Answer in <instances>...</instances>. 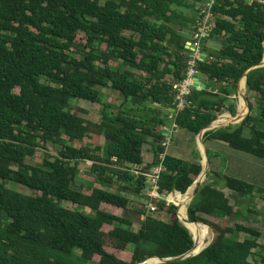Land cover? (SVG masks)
<instances>
[{"label": "trees", "instance_id": "1", "mask_svg": "<svg viewBox=\"0 0 264 264\" xmlns=\"http://www.w3.org/2000/svg\"><path fill=\"white\" fill-rule=\"evenodd\" d=\"M203 1L0 0V264H137L181 255L195 240L199 247L179 206L152 199L173 215L164 220L136 201L148 196L147 174L161 164L158 193L187 192L203 164L167 153L169 120L197 136L225 109L237 114L229 100L264 59V0H217L208 38L222 46L197 60L206 87L192 86L179 108L176 85L188 78L193 55L180 30L198 31ZM106 87L122 102L104 103L100 123L85 117V108L74 109V99L103 103ZM247 88L254 101L244 120L207 130L203 139L264 159V66L248 72ZM245 111L241 105L242 117ZM40 147L44 157L31 163ZM146 147L152 162L144 160ZM83 161L92 165L82 176ZM207 176L188 217L214 230L211 244L157 264H264L262 231L241 217L222 185L241 196L260 188L218 171ZM195 227L208 243L210 228Z\"/></svg>", "mask_w": 264, "mask_h": 264}, {"label": "rangeland", "instance_id": "2", "mask_svg": "<svg viewBox=\"0 0 264 264\" xmlns=\"http://www.w3.org/2000/svg\"><path fill=\"white\" fill-rule=\"evenodd\" d=\"M104 1L105 0H102V2H104ZM206 2L207 1L201 2V6H203L202 7L203 9L205 7ZM80 39L84 40L85 38L81 35ZM242 86L243 85H241L240 92L238 91V93L233 95L229 100V104L235 103L237 105V108H238L237 114L239 113V103L241 100L240 93H242V91H243ZM215 89H216V87H214V91H215ZM245 94L247 95V97L249 99L254 100V93L249 92L247 87H246ZM113 98H115L117 105H119V103L122 102V99H121L120 95H118V93L113 91L110 87H106V88L102 89L103 103H94V102H90V101H86V100H82V99H74L72 101V105H73L75 110H78V108H85L87 110V112H86V114H83V115L85 117H87L88 119L96 122V123H100V121L102 119V115H103L102 110L104 108V103L105 104L110 103V101H112ZM110 111L112 113H116V108H113ZM228 112L231 113L228 109H225L223 113H220L218 115V118L227 117L226 114H229ZM237 114H235V115L232 114V115L236 116ZM247 114H248V112L246 113V115L245 114L244 115L247 116ZM235 121H232V122H230V124L225 125V126L223 125V126L215 127L214 129L227 127L230 125H236V124L241 123V121L238 123H236ZM169 125L172 126L171 120H169ZM246 133L248 134V131ZM169 138L171 141H170V143H168L167 146H168V151L171 154L177 155V156H179L183 159H187V160H194L195 157H198L202 163L204 162V159H205L204 149L201 147V143L199 141V136H195L193 133L188 132L185 129L178 128L176 132H170L169 133ZM165 141L168 142V139L166 138ZM104 142H105V140L102 141V143H104ZM80 143L81 142H78V145H80ZM220 143H221L220 144L221 146L219 147V149H216V151H214V149L208 150V155H209V158H211V161L213 158V162H212L213 165H215V163H216L215 161H217L216 158L214 157V154H218V156H219L218 166H217L218 168H216V169H219L220 173H224V174H228V175L235 176L238 178H242V179H245V180H248L251 182V179H249L245 175L238 172L239 169H250L251 168L255 171H263L264 172V165H263L264 159L263 158H259V157L252 155V154H249V153L237 150L235 148H232L228 144H226L225 142H220ZM145 150H146L145 156L149 157L150 159H154V154H153L154 152H151L150 148H148V147H146ZM48 151L52 155H56V153H57L56 148L51 144H49V146H48ZM45 153H46V150L44 148L40 147V148H38L36 155L33 158H30L29 161L31 163H36L37 161H41L42 158L44 157ZM259 161H262V162L259 163ZM91 165H92L91 161H83L80 164L82 176L90 171ZM155 167H157V166H155ZM207 169H208V172L210 171V169H212L210 164L207 166ZM207 179H208V176L206 177L205 180H207ZM254 183H255L257 188H260V189L256 190L257 194H255V197L253 198V201L256 202L255 206L259 209V211L251 213L250 216H253L256 219V224H257V226H259L258 228H260V230L263 231V236H262L261 240L264 243V192H263L264 191V177H263V174H262L261 180L259 182L257 181ZM222 187H224V185ZM20 190H22L26 193H31V191L24 186H20ZM226 190H227V194L229 195V197L232 198L233 197L232 196V190H230L229 188H227ZM178 193L181 195H185L181 192L174 191L171 194H175L174 195L175 202H170V201H168L167 198L165 199L166 202L168 204H171V203L178 204L176 202V198H177L176 196ZM171 194H169V195H171ZM147 195H148L147 197L140 198V199H138V201H136V202L140 203V205H138V207L140 209L142 208V204L145 205L146 209H151V207H152L151 204L156 206V204L153 202V200L162 199V197L154 198V197H151L150 194H147ZM169 195H167V197ZM130 197L134 198L131 195H130ZM64 205L67 207L74 208V209L86 210L88 212V210L86 208H84L83 206L73 204L72 202H64ZM157 211L159 212L160 216L164 220L172 219L173 215L169 214L166 210H159L157 208L154 212H157ZM158 212H157V215H158ZM131 214H132L131 215L132 219L135 221V228H138L139 224H140L139 217L134 213H131ZM177 214H178V208H177ZM141 218L143 219V218H145V216L142 215ZM246 220L248 222L254 224V222L252 220H250V219H246ZM259 224H261V225H259ZM209 228L211 231V236L209 237L208 242L210 240H212L214 238V235H215L214 230L210 226H209ZM196 234H197V236H200L201 233L198 231ZM92 264H95V263H92Z\"/></svg>", "mask_w": 264, "mask_h": 264}, {"label": "water", "instance_id": "3", "mask_svg": "<svg viewBox=\"0 0 264 264\" xmlns=\"http://www.w3.org/2000/svg\"><path fill=\"white\" fill-rule=\"evenodd\" d=\"M180 33H181V34H184V35L189 39V41L187 42V45H186V49H187V50H192V51H193V50H194V48H193V47H194V43H192V41H191V39L193 38V35L190 34V33L188 32V30H180ZM203 44H204V46H203V56L201 57L202 60L204 59V57H206V55H207V54H206V51H207L209 48H213V49H217V50H219V49L221 48V46H222V43H221L219 40L215 39V38H205ZM258 66H264V59L262 60V62H260L258 65L254 66V67H252V68H255V67H258ZM252 68H251V69H252ZM251 69H249V70L244 74L243 78L241 79V81H240V83H239V89H238L239 92H240L241 84H242V81H243V80H245V83H246V86H247V74H248V72H249ZM194 86H196L198 89H203V88L206 87L205 78H204V74H203L202 71H197V72L194 74ZM240 96H242L243 99L245 100V103H246V106H247V112L249 113L250 108H249V101H248L247 95H246V94L241 95V93H240ZM164 107H167V106L164 105ZM173 110H174V108H173ZM238 115H239V113H238L236 116H238ZM245 117H246V116H244V117L241 119V122L244 120ZM217 119H218V118H217ZM217 119H215L214 121H212L211 123H209V124H208V125H207V126H206V127H205V128L199 133V134H198V136H199V141H200V143L203 144V146H204V157H205L206 162H203V163H202V164H203V169H202L201 174L197 177V179L194 181V183L189 187V189H188L187 192L185 193V194L189 193L190 190H191L194 186H196V187H195V192H194V194H193V196H192V198H191L189 204L191 203V201L193 200V198L197 195V193H198L199 190H200L201 185L203 184V182L205 181V179H206V177H207V173H208L207 166L210 164V159H209V155H208V149H207V147H206V145H205V142H204V140H203V135H204L205 131H207V130H211V129H214L215 127H219V126H213L214 122H215ZM165 134L167 135L168 133H165ZM178 192H179V191H178ZM160 196L162 197V199H166V198H167V195H165V194H161ZM155 216H157L156 213H155ZM179 218H180V221H181V222H182L187 228H189V227L186 225L185 221L181 218V216H179ZM188 219H189V218H188ZM188 221H189V222H196V223H203V224H205V225H208V224H206V223H204V222L191 221L190 219H189ZM208 226H209V225H208ZM189 230H190V229H189ZM191 233H192V232H191ZM193 237H194V236H193ZM194 240H195V238H194ZM212 240H213V239H212ZM212 240L209 241L208 244H207L203 249H205L208 245H210L211 242H212ZM196 249H197V244H196V240H195V245H194V247L191 248L190 250H188L187 252L181 254V255H178V256H175V257L150 256V257H147L146 259H144L143 261H141V262H139V263H137V264H142V263H144V262H146L147 260L152 259V258H156L157 261L154 262V263H151V264L163 263V262H167V261H170V260H183V259H186V258H188V257H190V256H194V255L200 253V252L203 250V249H202V250H200V251H196Z\"/></svg>", "mask_w": 264, "mask_h": 264}, {"label": "built area", "instance_id": "4", "mask_svg": "<svg viewBox=\"0 0 264 264\" xmlns=\"http://www.w3.org/2000/svg\"><path fill=\"white\" fill-rule=\"evenodd\" d=\"M217 0H208L205 4L204 9L202 10V13L204 14V19L202 22V25L199 27L198 31H196L193 35V38L191 39L192 43H194V50L192 55V60L190 61V68L188 72V78L185 79L183 82L176 85V87L179 90V108L184 107L186 103V95L190 93L191 87L194 86V74L198 71L196 69V62L198 59H201L203 56V42L205 38L209 37V32L212 29V19H213V11L212 8ZM165 145H167V142H164ZM164 157V155H162ZM163 169V165H158L157 167H154L150 173L147 174V187L145 189V192L147 194H150L151 197L154 198H160V194L158 193V179L159 174L161 170ZM136 175L140 174V171L134 170ZM153 198V199H154ZM151 212H154L157 209V206H154L151 204Z\"/></svg>", "mask_w": 264, "mask_h": 264}, {"label": "crops", "instance_id": "5", "mask_svg": "<svg viewBox=\"0 0 264 264\" xmlns=\"http://www.w3.org/2000/svg\"><path fill=\"white\" fill-rule=\"evenodd\" d=\"M207 54V53H206ZM207 56V55H206ZM205 58V57H204ZM204 78H205V80H206V77H205V75H204ZM206 82V81H205ZM247 87V86H246ZM239 91V90H238ZM245 91H246V88H244V90L242 91V93H241V95H243V94H245ZM215 92H217V89H215ZM254 93V92H253ZM233 96V95H232ZM241 98H242V96H241ZM248 98V97H247ZM250 100H252V99H250ZM248 101H249V98H248ZM252 101H254V100H252ZM111 102V101H110ZM240 104V103H239ZM238 109V108H237ZM230 115V114H229ZM225 117H220V118H218L215 122H214V125L216 124V123H223L222 121H223V119H224ZM236 120V118H234V119H232V120H230L229 122H228V124H230V122H232V121H235ZM171 122H172V126H170L169 124H168V126L167 127H165V130H166V133H168L167 135H166V138L168 139V142L167 141H165V142H167V143H170V138H169V133L170 132H176L177 131V129L179 128V127H176V124L174 123V121H173V119H171ZM236 123H238L239 122V120H237V121H235ZM206 132V131H205ZM247 134V133H246ZM198 136V135H197ZM204 136V135H203ZM204 140V139H203ZM205 142V145H206V147H207V149L208 150H211V149H214V151H216V149H219V147L221 146L220 144V142H224V141H221V140H206V141H204ZM226 143V142H225ZM224 143V144H225ZM227 144V143H226ZM168 145V144H167ZM166 145V146H167ZM199 147V146H198ZM145 152H146V150H143V156H144V160H145V162H152L153 161V159H150L149 157H146L145 156ZM150 152V151H149ZM151 152H153L152 150H151ZM167 153H169V154H171L169 151H168V146H167ZM154 154V153H153ZM173 155V154H172ZM201 155V154H200ZM175 156H177V155H175ZM179 157V156H178ZM214 157L216 158V160L217 161H215L216 163H215V165H213V158H212V161H211V158H209L210 159V165H211V168L212 169H210V170H213V171H218L219 172V169H216V168H218L217 166H218V159H219V156H218V154H214ZM196 159H199L198 157H195L194 158V160H196ZM262 161H259V163H261ZM263 165H264V163H263ZM247 167V166H246ZM250 168V167H249ZM239 173H241V174H243V175H245L246 177H248L249 179H251V183H253V184H255L254 182H259L260 180H261V177H262V174H263V177H264V172L263 171H255V170H253V169H239V171H238ZM254 181V182H253ZM223 186V185H222ZM223 189V191L226 193V195L229 197V195L227 194V187H223L222 188ZM231 190V189H230ZM255 194H257L256 192H255ZM255 194L253 195V196H241V195H239L238 193H236V192H234L233 190H232V198H230L231 199V202H232V204L234 205V207H235V210H241L242 211V213H241V217H243V219L244 220H246V219H250V220H252L253 222H254V225L256 226V227H259V226H257V224H256V219L253 217V216H250L251 215V213H253V212H258L259 211V209L255 206V204H256V202L255 201H253V198L255 197ZM259 225H261V224H259ZM260 229V228H259ZM262 236H263V231H262ZM261 239H262V237H261ZM260 239V241L262 242V240ZM263 243V242H262Z\"/></svg>", "mask_w": 264, "mask_h": 264}, {"label": "bare ground", "instance_id": "6", "mask_svg": "<svg viewBox=\"0 0 264 264\" xmlns=\"http://www.w3.org/2000/svg\"><path fill=\"white\" fill-rule=\"evenodd\" d=\"M242 87H243V90H244V88H246V83H245V80H243L242 81ZM246 92V91H245ZM244 99H243V97L241 98V100H240V104H239V115L238 116H231L232 118H228V119H234V118H236V121L237 120H239V122L241 121V119L246 115V113H247V106H246V111H245V115L242 117V115H241V112H240V108H241V105H242V107L245 109V105H246V103H245V105H244V102H245V100L243 101ZM227 118V117H226ZM239 118V119H238ZM225 125H228V123H225L224 121H222ZM213 126H215L214 124H213ZM201 147L204 149V146L201 144ZM195 187L196 186H194L191 190H190V192L189 193H187V194H185L184 196V198H181V197H179V196H176L177 198H176V202L178 203V204H176L177 206H179V213H180V216H181V218L185 221V223H186V225L189 227V229H190V231L192 232V234H193V232L196 234L199 230L198 229H196L197 227H195V225H205V224H203V223H193V222H189L188 220V206H189V202H190V200H191V198H192V196H193V194H194V192H195ZM178 195H180V194H178ZM167 199H168V197H167ZM169 200V199H168ZM170 201V200H169ZM172 202H175V198H173V201ZM205 226H207V227H209L208 225H205ZM209 229V228H208ZM209 231H210V229H209ZM200 232V231H199ZM201 233V232H200ZM194 236V235H193ZM210 236H211V231H210ZM199 237V239H200V245H199V247L196 249V251H200V250H202L208 243H207V239L205 238V236L201 233L200 234V236H198ZM195 238V237H194ZM211 241V240H210ZM157 261V259H154V260H148V261H146V262H144V263H142V264H151V263H154V262H156Z\"/></svg>", "mask_w": 264, "mask_h": 264}]
</instances>
